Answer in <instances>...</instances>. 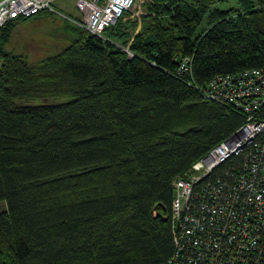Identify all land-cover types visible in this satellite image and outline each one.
<instances>
[{
    "label": "trees",
    "instance_id": "trees-1",
    "mask_svg": "<svg viewBox=\"0 0 264 264\" xmlns=\"http://www.w3.org/2000/svg\"><path fill=\"white\" fill-rule=\"evenodd\" d=\"M218 1L146 0L104 37L68 20L40 59L13 37L47 10L0 27V264H169L175 179L245 119L202 89L264 66V0Z\"/></svg>",
    "mask_w": 264,
    "mask_h": 264
},
{
    "label": "built area",
    "instance_id": "built-area-1",
    "mask_svg": "<svg viewBox=\"0 0 264 264\" xmlns=\"http://www.w3.org/2000/svg\"><path fill=\"white\" fill-rule=\"evenodd\" d=\"M56 0H0V27L18 17L55 11ZM144 0H77L90 33L104 30ZM128 57L133 52L123 47ZM184 56L179 74L189 71ZM205 99L230 105L243 123L174 181L169 264H264V66L217 74Z\"/></svg>",
    "mask_w": 264,
    "mask_h": 264
},
{
    "label": "rangeland",
    "instance_id": "rangeland-1",
    "mask_svg": "<svg viewBox=\"0 0 264 264\" xmlns=\"http://www.w3.org/2000/svg\"><path fill=\"white\" fill-rule=\"evenodd\" d=\"M76 2L77 0H56L53 6L55 11H47L23 21L15 30L13 46L24 49L33 59L57 53L68 44L69 36L75 35L72 29L69 30L66 27L69 24L68 20L74 19L70 17H82V12L77 8ZM145 2L146 0L128 11L134 15L133 19L142 20V15L146 14ZM217 3L220 8H228L236 4L235 0L229 3L219 1ZM5 208L6 203L0 202V212Z\"/></svg>",
    "mask_w": 264,
    "mask_h": 264
},
{
    "label": "crops",
    "instance_id": "crops-1",
    "mask_svg": "<svg viewBox=\"0 0 264 264\" xmlns=\"http://www.w3.org/2000/svg\"><path fill=\"white\" fill-rule=\"evenodd\" d=\"M56 2V1H55ZM82 16V15H81ZM70 18H80V17H74V16H71ZM72 21V20H71Z\"/></svg>",
    "mask_w": 264,
    "mask_h": 264
}]
</instances>
